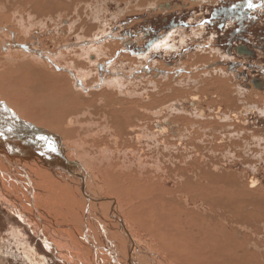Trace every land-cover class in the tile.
<instances>
[{
	"label": "bare ground",
	"instance_id": "6f19581e",
	"mask_svg": "<svg viewBox=\"0 0 264 264\" xmlns=\"http://www.w3.org/2000/svg\"><path fill=\"white\" fill-rule=\"evenodd\" d=\"M86 3L0 0V204L21 222L0 235V251L16 249L28 264H52L49 254L63 264H264V191L206 159L196 142L205 145L207 130L198 140L196 132L207 122L188 113L190 98L156 79V66L125 53L100 58V75L93 40L72 44L102 32ZM65 17L69 32L50 37L54 49L29 33ZM121 42L103 49L114 55ZM196 54L201 65L211 60ZM220 67L208 73L226 102L233 95ZM133 232L148 236L144 256Z\"/></svg>",
	"mask_w": 264,
	"mask_h": 264
},
{
	"label": "rangeland",
	"instance_id": "374dc122",
	"mask_svg": "<svg viewBox=\"0 0 264 264\" xmlns=\"http://www.w3.org/2000/svg\"><path fill=\"white\" fill-rule=\"evenodd\" d=\"M206 1L208 0H203L200 2H197L195 0H154L151 2L144 3L143 0H90V1L87 0L88 3H86L85 5L86 8H84L83 11L90 13L87 16L89 19V22L90 23L92 22L91 24L97 23L96 24L97 28L101 26H103V28H107L110 22L112 23L114 21L112 25L114 26L115 30L113 31L111 35L112 39L119 38L120 36L118 35V33H120L121 36L125 38L127 37L128 32H130L129 28H132V27H133L132 29L137 28V27L141 28V26L144 24L146 25V23H151L152 25L157 24L158 26L166 24L164 21H162V19L166 16L164 14L169 15V14L177 13V11L178 12L179 11H189V13H187V16H186L187 19L193 14L198 15L196 18H194V20H192L193 22L199 21L198 23L199 27H197L198 31L197 30H192V31L196 33L198 32L200 33L202 28L205 29L204 24L206 22L202 23L203 27H201L200 19L202 15L206 13L207 11V6L209 4ZM219 1H221L220 2L221 4L217 3ZM245 1L248 2L249 0H243V2ZM166 2H169V3H166ZM209 3H217L216 6L218 7V9H223V10L234 9L235 11L237 10V12H239L244 9L243 6H240L242 2L239 3V1H236V0H234V2H231L229 0H209ZM166 6L167 7L170 6V8H166ZM201 6L202 7L204 6V7L201 8ZM158 13L159 15H157ZM221 13H226V12H221ZM148 16L150 20L147 21L146 23L144 22L145 20H139L144 17H146L148 20ZM240 16H244V13L239 12L238 14L236 13V16H233L232 19L234 20L235 25L232 24L231 18L227 19L225 18L224 15H221V18L219 16L218 17L220 19L219 21L221 22H223V20L225 19L224 21L226 22L227 26L230 27L231 29L235 28L236 30H234V34H236L237 30L241 28H247L250 25L248 23V20H246L248 17H250V14H248V16H244L245 21L247 22L242 21ZM167 17L166 19H168ZM61 21L62 23H59V22L54 23L55 21H52V19L45 20L43 23L45 25L37 24L36 26L33 25L32 27H30L29 33L31 32L37 35L38 38L41 39L42 44L45 47L54 49L56 47L57 42L56 40L52 41L50 37H52L53 34L57 35V34L66 33L67 31L69 32V28L67 30V28L65 27V25L67 26L69 22V17L68 18L65 17ZM219 21L213 19L212 24L214 25V27H215V23ZM127 23H131L130 25L131 27L126 26ZM62 26L63 28H60ZM216 28L217 27L211 28L215 30L213 31L215 32V34H212L211 36V42L214 44V49L217 48L216 50L222 51V53L221 52L219 53L221 55L218 58L211 59L212 61L210 60L209 62H204V65L202 66L205 67L204 70L208 69L206 67H211L213 70L221 66L222 69H224V72L227 71L226 72L227 75L225 76L227 77L226 80H228V83H229L228 87L230 88V93L233 96L232 97L230 96V99H227V101L225 102L224 98H222V94L218 95L217 94L218 92L215 93L216 90H214L215 92H213L210 85L208 86L205 85L208 83L207 80H204L203 83H200V79L198 77L192 76L191 81H190L191 82L190 83V88H191L190 94L191 95H188V98H190L191 104H190V107L188 108L189 110L188 113L192 114L191 116L196 115L194 117L197 118L198 121L202 119L203 122H207V124L205 125L204 123H202V125H200V128L202 127L203 129L201 128L199 131L196 132L197 134L196 139L198 140L202 137L201 135H202L204 128H205L204 133L207 130L205 145L198 144L197 142L196 144L199 145L200 147H204L203 149H204V152H206L205 154L206 159H221L222 162L221 161L220 162L222 163L226 171L234 172L236 176L237 174H239L240 177L244 179L248 178L249 180H252V179L256 180L252 184L254 185L253 189L259 192L261 191V197H262V193H263L262 191H264L263 189L264 188V73L261 72L262 73L261 75L258 74L255 79H251L256 73L254 72V70L255 69L258 70L259 67H254L248 70V69H244L243 61L238 62V63H230L229 61H233V60L235 61L237 59H240V56H234L232 54L230 55L225 51L226 50L224 48L225 46H223L224 43L222 44V42H220V40L217 38V35H219L220 32L216 33ZM259 28H261L264 31V25ZM162 30H163V27L156 28V31L154 34L158 36V34ZM185 31H186V34H190L191 30H185ZM182 33L180 34V32H177V35H176L178 36L176 39L177 43H176V40L174 39V43H173L174 47H175V44H177L176 46H179V47L182 46L180 44ZM142 35H143V31L139 33L138 37ZM248 37L250 38V40L253 38L252 34L248 35ZM219 42H220V45H219ZM199 43L202 45L204 42L201 41ZM174 52H177V51H174ZM199 52L204 53V51L197 50V53ZM186 56H189V53H186L182 57H186ZM177 58L178 57L174 59H177ZM151 59L152 58H150L149 65L152 63L153 66H156L155 67L156 69H159L158 68L159 65L156 62L157 60H152L153 62H151ZM166 60L167 58L158 59V61L160 62L161 61L165 62ZM257 62L258 60L256 61L251 60L249 63L256 64V66H259L260 62L259 63ZM166 64L167 63L165 62V64L161 63L160 65L167 67ZM98 70H100L99 72H100V75L102 76L104 68L103 69L99 68ZM243 70H245L244 73H242ZM172 74L176 75L177 73L173 71ZM193 74H195V68H193ZM164 78L165 77H163V79L161 80H164ZM195 78H197L198 81ZM167 80L168 79H165L164 81H167ZM204 86L209 87V88L205 87L204 89H202V87ZM93 88L94 90L98 89V87H95V85ZM205 89H211V90L207 91L206 93H202V91ZM193 96L194 98H191ZM196 108L197 109L199 108V109L197 110ZM194 109L196 112L191 111ZM177 125L178 127L176 126V128L181 127V124H177ZM227 128L228 130L226 131ZM191 130L192 129H190V131ZM193 131L195 132V130ZM194 132L191 133L190 136L193 135ZM175 142L179 144V146L181 147V143L178 142V139L177 140L175 139ZM196 149L197 147L192 146V148L190 147L188 151H191V150L196 151ZM199 151L201 152L202 149L201 150L197 149L196 153ZM194 157H195L194 159H197V155H194ZM229 159H237L238 163L235 165L234 163H229L228 162ZM45 160L48 162V159H45ZM232 167H234V169H232ZM20 226H21L20 220L18 218L11 219L8 216V212L0 204V235H3L11 228H16L17 230H20L21 229ZM30 234H33V236H35L34 237L35 239H32V241L34 240L33 241L34 243L37 242L36 244H39L38 248L42 249V251H44L46 254H49L45 250V248H43L44 246L43 242L41 240L39 241L37 240V238L39 237H37V235L34 233H30ZM14 235L16 237L20 236L19 233L17 232ZM132 235H133L132 241L137 247L140 248L139 252L142 253L143 256L147 254L149 251L148 250L149 241L146 237L148 236H145V234H143L142 232L140 233L133 232ZM121 238L123 237L121 236ZM1 242H5V239L4 240L0 239V244ZM49 255L50 257H52L51 259V261H53L52 264H63L57 259H55L51 254ZM26 260H27L26 255L25 254L22 255L21 253L20 254L16 253V249H11V251H9L5 248V252L3 251L2 253L0 251V264H28L24 262ZM143 262L144 264L149 263V262H146V259Z\"/></svg>",
	"mask_w": 264,
	"mask_h": 264
},
{
	"label": "crops",
	"instance_id": "0c3cea01",
	"mask_svg": "<svg viewBox=\"0 0 264 264\" xmlns=\"http://www.w3.org/2000/svg\"><path fill=\"white\" fill-rule=\"evenodd\" d=\"M206 2H209V0L206 1ZM249 2H251V4L253 5L252 7H249ZM249 2L247 3V5H245L244 9L241 11V13H244V16H248V14H250L251 10H257V8H256L257 6H255L257 4H260V5H262V7H264V0H249ZM203 7L201 6V8H203ZM166 8H170V6H168ZM263 11H264V8H263ZM179 12H183V11H179ZM216 14L219 16V14L221 15V12L216 13ZM157 15H159V13ZM164 15H166V16L162 19V21H164L166 24H165V27L163 28V30L158 34V36L154 34L155 31H156V28H153L151 23H146L147 21L150 20L149 16H148V20H147V18H146L147 16H146L144 18L139 19V20H145L144 22L146 23V25L145 24L142 25L141 28L140 27H137V28H134V29H132L133 27L129 28L130 32H128V35L125 38L123 36H121L120 33H118V35L120 36L119 38H116V39H112L111 38V35H112L113 31L115 30L114 26L112 25V23L114 22L113 21L112 23L110 22V24L107 26V28H103L101 30L102 32H99V33H96L95 35H93L94 37H92V36L91 37L90 36H79V37H77L78 39L76 38V39H74L72 41V44L78 43L77 45H79V44L83 45L84 41L86 42L87 40L88 41L90 40L89 42H91L93 40L92 42H94L93 44H95V48L92 49L93 52L92 51L90 52V58H92L95 61H96V58H97L98 61H96V63L98 64L100 69H103V68L105 69L104 63L99 60L100 58L101 59L105 58L106 60H110V59L113 58L112 61L113 60L117 61L118 58H120L122 55H125V53L129 57L136 59V61H138V62L140 61V63L143 62V64H146L148 66H149V62H150L148 60V58H152L151 62H153L152 60L166 59L167 58V60L165 62L167 63L166 65H167L168 69L167 68L163 69V68L158 67L159 69H157V71L155 72L157 76L155 75V77H156L157 80H160L164 85H166V86L170 85V90L174 91V93H176V95H180V96L191 95L190 94V91H191V88H190V83L191 82L190 81H191L192 75L194 77L201 78L200 83H203L204 79H206L207 82H208L206 86H208V85L211 86L214 83L213 86H211V88H212V90L214 92V88H215L214 85L215 86L217 85L215 83V80L217 81V79L216 78L213 79L210 76L211 71H210V73H208V69L204 70L205 67L196 62V58H197V54L196 53H197V50L205 51L204 52L205 55L201 54V55H198V56H203V55L207 56L209 54L207 56V57H209V59H216V58H218L221 55L219 53L220 52L222 53V51H218V50L214 49V44L211 42V36H212L211 34H215V32H213V29H211V30H209L208 35H207V34H205L206 30L203 29V28L201 29L199 34L194 32V31H192V30L197 29V27H199L198 26L199 24H195L192 21L198 15H194L193 14L190 17H188L187 20L190 22V24H186V22L169 24V22H167L168 19H166V17L169 16L170 14L169 15L164 14ZM130 25H131V23H127L126 24V26L131 27ZM200 25H201V27H203L202 23ZM183 30H191V31H190V34H186V33H182ZM141 31H143V35L138 37V35H139V33ZM177 31H179L180 34L182 33V37L184 38L183 41H185V43L183 42V44H181L182 42L180 40V44L182 45L181 47H179V46L173 47V45H172L174 43L173 39H177V37H178V36H176L177 35ZM106 32H107V34H106ZM85 37H87V38H85ZM171 39H172V41H171ZM114 41H119V43L122 41L121 44L119 45V48H118L120 51L117 49L114 52L115 53L114 55L112 53H110L109 51L108 52L104 51L103 48L106 46L107 42L111 43V42H114ZM162 41H163V43H162ZM201 41L204 42L202 45L199 43ZM160 42L163 45H165V46L160 45ZM164 42H165V44H164ZM166 42H168V43H166ZM191 42H192V44H191ZM166 44H169L168 46L171 49ZM157 45H158V49L156 48ZM159 47L160 48L162 47V49H160ZM164 47H166V48H164ZM210 50H212L213 52L210 51ZM174 51H177V52H174ZM172 52H174V53H172ZM186 53H189V56L181 57V56L185 55ZM110 54H112V55H110ZM135 54H136V57H135ZM112 56H114V57H112ZM173 57L174 58L178 57V58L174 59ZM139 58H141V59H139ZM193 68H195V71L198 70V68H199V70L197 71L196 74H193ZM206 68H211V67H206ZM171 69H172V71H175L177 74L176 75L172 74ZM166 70H169L171 73L169 71H166ZM201 70L202 71L204 70V71L202 72ZM216 70H217V72L221 73L220 70H218V69H216ZM105 72H106V76H107V75H109L112 72V70L111 69H107ZM107 73H109V74H107ZM202 73L203 74L206 73V76L203 75ZM164 74H165L166 77L164 76ZM106 76H105V78H106ZM184 76L187 77L186 78L187 81H184V80H186V79H183ZM82 77H86V74L84 73V76H82ZM163 77H165L168 80L167 81L161 80V79H163ZM87 78H89V75H87ZM181 79L183 80V82H182ZM212 79H213V83H212ZM169 81H172L173 85ZM179 83H184V84H186V86L183 85V84H180L181 85L180 86V85H178ZM176 85H177V87H176ZM173 86H175V87H173ZM206 86L202 87V89H204ZM180 88L182 90H179ZM220 88H221V86H220ZM175 90H176V92H175ZM209 90H211V89H209ZM209 90L205 89V90L202 91V93H206ZM180 92H182L181 93L182 95L180 94ZM217 92L220 93L219 91H217ZM217 92H215V93H217Z\"/></svg>",
	"mask_w": 264,
	"mask_h": 264
},
{
	"label": "flooded vegetation",
	"instance_id": "af4514ba",
	"mask_svg": "<svg viewBox=\"0 0 264 264\" xmlns=\"http://www.w3.org/2000/svg\"><path fill=\"white\" fill-rule=\"evenodd\" d=\"M231 2H234V0H229ZM242 2L240 6L245 7L247 5V1L243 2V0H236ZM219 1L218 3H220ZM238 3V2H237ZM207 6V11L206 13H202V17L200 19V24L203 22H206L204 24L205 26V32L208 35L209 30L211 28H216V33L220 32L219 35H217V38L224 43L223 46H225L224 49L228 54H232L234 56H240V59H237L235 61H229L230 63H238L243 61L244 62V69H252L254 67H259L258 70L255 69L254 76L251 79H255L256 76L259 74L261 75L264 73V31L259 28L264 25V11L262 8V5L257 4V10H251L250 17H248L246 20H248V23L250 24L247 28H241L236 31V34H234V29H231L230 27L227 26L226 22L223 20V22L219 21V17L221 18V15H224L225 18L232 20V24L235 25L234 20L232 19L233 16H236V13L238 14L237 10L235 11L234 9H218L216 6L217 3H209L208 2ZM221 4V3H220ZM216 6V7H215ZM234 11V12H233ZM219 12H226V13H221V15H218L216 13ZM189 11H183V12H177L170 14L168 16V22L169 24H174V23H183L186 22V24H190V22L187 20L186 16ZM232 13V14H230ZM241 15V14H240ZM242 21H245L244 16H240ZM214 20H218L219 22L215 23V27L212 24ZM237 19V18H236ZM195 24H198V22H194ZM230 26V25H229ZM152 27L160 28V27H165V24L158 26L157 24L152 25ZM213 31H215L213 29ZM252 34L253 38L250 40L248 35ZM219 42V45H220ZM251 60H258L257 63L260 62L259 66H256V64L249 63ZM226 64V62H225ZM247 65V66H246ZM249 67V68H248ZM245 70L242 71L244 73ZM262 72V73H261ZM257 86V85H256Z\"/></svg>",
	"mask_w": 264,
	"mask_h": 264
},
{
	"label": "snow or ice",
	"instance_id": "6c2138e0",
	"mask_svg": "<svg viewBox=\"0 0 264 264\" xmlns=\"http://www.w3.org/2000/svg\"><path fill=\"white\" fill-rule=\"evenodd\" d=\"M253 5L251 4V2H249V7H252Z\"/></svg>",
	"mask_w": 264,
	"mask_h": 264
}]
</instances>
